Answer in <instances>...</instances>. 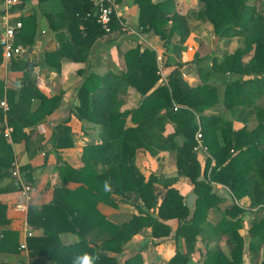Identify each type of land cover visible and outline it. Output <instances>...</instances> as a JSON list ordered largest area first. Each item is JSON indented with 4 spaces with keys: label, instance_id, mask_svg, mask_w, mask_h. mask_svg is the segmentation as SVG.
I'll return each mask as SVG.
<instances>
[{
    "label": "trees",
    "instance_id": "obj_1",
    "mask_svg": "<svg viewBox=\"0 0 264 264\" xmlns=\"http://www.w3.org/2000/svg\"><path fill=\"white\" fill-rule=\"evenodd\" d=\"M198 1L203 6L202 16L213 24L217 37L242 38L244 47L226 54L221 63L214 60L211 70L199 68L202 84L194 88L186 87L177 73L170 75L168 85H158L161 77L157 53L150 49L142 52L139 46L126 52L125 70L121 73L91 74L79 91L77 112L78 118L101 126V143L89 145L84 151L80 186L66 189L65 183L73 171L66 166L63 169L66 179L55 189L52 204L41 208L30 206L28 223L43 230L42 236L30 237L27 241L30 259L43 256L47 264H73L75 257L87 253L94 258V264H119L110 254L123 252L126 244L145 228L151 229L153 238L164 240L173 231L168 222L176 220V237H185L190 250L184 254L178 249L167 264H189L198 236L205 240L226 237L231 247L229 253L220 248L208 249L203 264H245L247 251L254 255V264H264V107L254 108L264 98V15L249 0ZM65 3L69 42L46 55L48 65L57 62L52 65L57 71L61 70L64 60L87 62L98 40L123 29L114 10L109 31L98 22L102 5L109 7L108 2L68 0ZM135 4L139 8L138 28L143 32L154 31L166 42L175 36L182 43L190 38L188 18L177 8L175 0H135ZM17 22L23 27L15 43L27 49L32 45L27 39L29 26L35 28V18H22ZM250 54V59L244 62ZM2 61L0 49V64ZM13 62V69L28 68L25 57ZM215 75L237 77L226 82L222 104L224 110L245 123L238 135L230 121L219 114L206 115L221 103L216 85L210 84ZM19 83L22 89L15 96L8 93V110L4 113L0 107V120L6 116L15 143L27 140L25 128L56 108L49 109L52 100L38 93L42 104L33 113L34 120L25 122L26 107L28 105L29 110L31 102L28 94L31 89L35 91V79L26 75ZM131 91L141 96V105L122 110ZM3 99L0 82V103ZM175 105L180 107L178 111L174 110ZM252 116L256 118V125L249 127L247 122ZM170 123L176 127L174 132L167 133ZM200 129L203 146L210 154L203 171L195 150ZM5 137L4 132L0 134V182L12 178L15 161L12 146ZM140 150L150 157H157L160 152H176L178 175L165 179L152 174L146 178L136 165ZM21 172L33 184L29 168L23 167ZM180 177L190 179L194 186L193 208L188 206L178 188ZM106 180L111 182L110 192L103 190ZM213 183L227 187L235 200L248 199V208L232 203L220 221L212 225L208 213L223 202L213 192ZM12 185L10 190H19L15 181ZM157 186L166 191L164 196H160ZM119 199L142 203L140 215L122 225L109 221L98 207L100 204L117 207ZM6 211V206L0 204V255L19 254L22 251L20 233L6 229L10 223ZM247 214L256 216L249 221L248 244L240 233L245 228ZM66 230L74 231L79 241L64 244L60 236ZM143 263L141 253L125 262Z\"/></svg>",
    "mask_w": 264,
    "mask_h": 264
},
{
    "label": "crops",
    "instance_id": "obj_2",
    "mask_svg": "<svg viewBox=\"0 0 264 264\" xmlns=\"http://www.w3.org/2000/svg\"><path fill=\"white\" fill-rule=\"evenodd\" d=\"M67 1L24 0L19 6L7 8L4 1L0 0V34L8 24H14L22 18H35V28L29 26L27 39L32 42V45L27 49L21 45L25 49V53L15 59L21 60L25 57L29 63L28 68L13 69V61L10 63L2 61L0 64V82L3 84L4 93V99L0 103V107L4 110L3 102H6L9 106L8 93L11 92L15 96L14 94L22 89L19 81L23 80L26 75L35 79V91L31 89L28 94V97H31V102L29 110L28 105L26 107L25 122L34 120L32 115L42 104L40 96L52 100V103L48 104L49 109L56 107L42 120L25 128L24 132L28 137L27 140L24 139L15 143L12 141L11 136L9 138L5 137L12 146L14 160L18 162L20 168H29L35 189L32 194V201L28 203L19 190H10V186H13L12 184L15 181L13 178H7L0 182V204L6 206V216L10 221L6 229L19 231L21 245L27 244L30 238L27 235V227L32 230L31 237L43 235L42 229H38L28 223L30 206L41 208L52 204L55 197V189L61 187L66 179L67 173L63 171L66 166L73 169L65 183L66 189L73 190L80 186L83 176L79 172L85 166L83 161L84 151L89 145L101 143V126L90 120L78 118L77 112L79 91L91 74L104 76L108 73H121L125 70L126 52L139 46L142 52L145 49L156 51L158 64L161 57L166 61L165 66L160 69L163 76H161L158 85H164L163 81L168 82L170 75L177 73L182 76V81L186 87L194 88L202 84L198 73L199 68L211 70L214 60L216 58L220 60L223 57L211 53L208 57L202 55V61L194 62L193 56L189 53L191 52L189 48L186 50V47L180 46L179 51V48H176L178 45L174 38L170 42H166L157 36L154 31L143 32L138 28L139 8L135 4V0H112L114 11L120 19L123 28L122 32L114 33L98 40L87 62L77 63L64 60L61 64V70L57 71L52 66L57 62L53 61L52 65H48L46 55L58 51L64 44L69 42L68 20L64 11L67 6L65 2ZM175 4L180 12L183 8L189 15V17L187 15V18L191 36L183 44L191 48L192 39L194 44L202 43L200 34L205 32V29L201 28L205 23L201 19L202 4L198 0H175ZM32 35L34 36L32 37ZM230 40L234 42L233 38L226 39L218 43V47L223 46ZM177 42L179 41L177 40ZM179 43L182 45V42ZM250 55L252 56V54ZM250 55L248 56L249 59ZM180 63H183V68H177ZM31 65H33V68H31ZM213 77L211 78L212 80L222 82L220 97L223 101L227 78L222 75ZM33 94L36 97L32 98ZM140 100L141 96L137 92L131 91L130 98L122 110H131L139 107L141 105ZM260 104L261 100L254 105V108L264 107ZM221 111L222 106L219 105L213 110H208L206 115H218ZM224 111L225 113L223 114L226 120L230 121L229 119L232 118L231 113ZM234 118V130H242L245 127V123L238 121L236 115ZM247 123L249 127H254L256 125L255 116H252ZM175 127L174 123L168 124L167 133L174 132ZM7 128V118L4 115L3 121L0 120V134L4 132L6 135ZM219 140L222 142L221 134H219ZM67 143H72L73 145L58 146V144ZM204 149L205 147L202 144L198 151V161L201 164L202 171L208 159H210V155ZM136 165L146 178H149L152 174L165 179L178 175L176 152H160L157 157H150L144 150H140L137 153ZM191 184L190 179L180 177L178 188L182 195L186 197V201L190 195H194L195 204L196 195L193 192L194 186L192 184V187ZM212 185L214 188L213 192L223 199L218 208H212L209 212V217L210 215L213 217L214 212V215L218 214L215 223L208 217L209 222L212 225H216L222 218L225 208L232 203L238 204L239 201L233 198L227 187L218 183H213ZM157 188L160 187L157 186ZM161 191L166 193L163 189ZM242 200L241 202H244V205L248 208V199ZM117 204V207H110L105 204H100L98 207L108 220L116 225L129 222L134 216L140 215L139 207L143 208L142 203H130L120 199ZM168 224L173 231L165 240H154L151 237V229L145 228L138 236L126 244L123 252L110 255L115 256L119 264H125L129 258L138 253H142L145 264H167L176 255L178 249L186 254L188 250L184 247V239L176 237L178 222L172 220ZM246 224L245 229L249 226V220H246ZM60 237L66 245L75 244L79 241V236L72 230H66ZM216 239L218 238L214 240ZM151 240L155 241L156 246H150ZM43 259V256L30 259L28 247L19 254L0 255V260L9 264H47ZM190 264L200 263L196 262L195 258L192 257Z\"/></svg>",
    "mask_w": 264,
    "mask_h": 264
},
{
    "label": "rangeland",
    "instance_id": "obj_3",
    "mask_svg": "<svg viewBox=\"0 0 264 264\" xmlns=\"http://www.w3.org/2000/svg\"><path fill=\"white\" fill-rule=\"evenodd\" d=\"M249 3L250 4H255V5H257V7H258V9L260 10V12L264 15V0H249ZM203 9H202V11H201V19L205 22L202 26H201V28H203V29H205L204 31V33H202V34H200V37H201V42L202 43H200V44H198V43H195L194 44V42H193V39L191 40V43L190 44H192L191 45V48L189 47V46H185L183 43H182V45H181V43H179V42H181L180 41V39L178 38V37H174V40H176V44L178 45L176 48H179V51H180V46H183V47H186V50H188V48H189V50L191 51V52H189L190 54H191V56H193V59H194V62H200V61H202V55H204L205 57H208V56H210V54L212 53L213 55H220V56H223L222 58H220V60H219V58H216V60H217V62L218 63H221L222 62V60H223V58H224V56L226 55V54H229V53H232V52H234L235 50H237L238 48H243L244 47V41H243V39L242 38H238V37H235V38H233L234 39V42H232V40H230V41H228V42H226L223 46H221V47H218V43H220L221 41H223V40H226V39H230V38H219V37H217V35H216V33H215V30H214V27H213V24L207 19V18H204L203 16H202V14H203ZM181 12L183 13V14H185L186 16L188 15L187 14V12L182 8V10H181ZM188 17H189V15H188ZM190 18H192V16H190ZM191 20H193V19H191ZM177 40L179 41V42H177ZM217 41V42H216ZM192 49H193V52H192ZM175 51H177V50H175ZM174 51V52H175ZM177 53V52H176ZM181 54V53H180ZM250 57H251V55H250ZM160 58V57H159ZM249 60V57H246L245 59H244V62H247ZM166 61L164 60V58H162L161 57V59H160V63L158 64V73H159V76L161 77V76H163L162 74V72H161V70H160V66L162 65V66H165V63ZM182 66H184L183 65V63H180V64H178V67L177 68H183ZM212 68H213V66H212ZM223 76V75H222ZM182 77V76H181ZM225 78H227L226 79V81H225V84H226V82H230V81H234V79H236L237 77H232V76H230V75H228V76H224ZM212 78H214V77H212ZM169 81V80H168ZM162 83H164V85H168V82H165V81H163ZM222 82L221 81H217L216 82V80H210V84H214V85H216V87H217V89H218V92H219V94H220V88H221V86H222V84H221ZM220 100H221V97H220ZM222 100H221V103L219 104V105H221L222 106V111L219 113V115L220 116H222L223 118H225V115L223 114V113H225V111H224V108H223V104H222ZM218 105V106H219ZM260 105H263L264 106V99L263 100H261V104ZM228 112H230V111H228ZM231 113V112H230ZM231 115V119H229L230 120V123H231V125H232V128L234 129V127H233V125H234V121H235V118H234V116H235V114H230ZM234 115V116H233ZM226 119V118H225ZM243 129H244V127H243ZM242 129V130H243ZM242 130H234L236 133H235V135H238V132H240V131H242ZM236 138V137H235ZM205 147V146H204ZM199 149H200V144L198 143V146L196 147V153H197V158H198V151H199ZM204 150H206V152L208 153V151H207V149H206V147H205V149ZM208 155H210L209 153H208ZM191 186H192V184H191ZM193 187V186H192ZM161 187L160 188H158V193L160 194V196L162 197V196H164L165 195V193L164 192H162L161 191ZM186 198V197H185ZM186 201V200H185ZM239 201V203H238V205L239 206H241V207H243L244 209H246V206L244 205V202H241V201H243V200H238ZM186 203H187V201H186ZM221 205V204H220ZM219 205V206H220ZM214 208H218V207H214ZM227 208V207H226ZM226 208H225V210H226ZM210 212V211H209ZM224 213V212H223ZM214 214H215V212H214ZM213 214V217L210 215V217H209V213H208V217L212 220V222H216L217 221V218H218V214H216V215H214ZM222 214V213H221ZM254 217H256V216H253V215H250V214H247L246 215V217H245V221L247 220H249V221H251L252 219H254ZM220 218V217H219ZM209 221V220H208ZM170 222V221H169ZM246 224V223H245ZM247 225V224H246ZM245 225V226H246ZM249 228V226H247L246 227V229L244 228V229H242L241 231H240V233L242 234V235H244L245 237H246V242H247V244H248V242H249V238H248V231H247V229ZM142 232V231H141ZM140 232V233H141ZM139 233V234H140ZM138 234V235H139ZM138 235H136V236H138ZM135 236V237H136ZM134 237V238H135ZM152 237V236H151ZM153 238V237H152ZM183 239H184V241H183V244H184V247H186L185 249L186 250H190V248L188 247V245H187V242H186V239H185V237H182ZM154 240H157V241H160L159 239H155L154 238ZM165 240V239H164ZM150 246H156V243H155V241H153V240H151V244H150ZM217 248H220L221 250H223L225 253H229V251H230V244L227 242V239H226V237H219L218 239H216V240H205L204 238H202V237H200V236H198V238H197V243H196V245H194V248H193V251H192V257H194L195 258V261L196 262H199L200 264H203V259L205 258V256H206V253H207V251H208V249H217ZM182 250L184 251V249L182 248ZM188 252V251H187ZM142 254V253H141ZM143 258V257H142ZM255 257H254V255L251 253V252H249V251H247L246 252V255H245V257H244V261H245V264H254V262H255ZM192 260V259H191ZM143 262H144V260H143ZM191 262V261H190ZM143 264H145V262L143 263ZM150 264V263H149ZM190 264V263H189Z\"/></svg>",
    "mask_w": 264,
    "mask_h": 264
},
{
    "label": "built area",
    "instance_id": "obj_4",
    "mask_svg": "<svg viewBox=\"0 0 264 264\" xmlns=\"http://www.w3.org/2000/svg\"><path fill=\"white\" fill-rule=\"evenodd\" d=\"M4 4L7 8H12L21 5L24 0H3ZM108 2L110 3L109 7H103L101 8V14L99 16L98 22L101 23L104 28L109 31V25L112 22V12L114 10L113 2L112 0H97V3H103ZM23 25L21 22H16L14 24H8L5 29L0 34V49H1V55L4 63H10L14 59H16L19 56L24 55L25 49L21 45H17L15 43L16 35L17 33L22 29ZM141 30V29H140ZM163 66H160V69H162ZM3 108L5 111L8 110V105L6 102L2 103ZM180 107L178 105H175L174 110L178 111ZM13 129L8 127L6 132V137H10L12 134ZM197 140L200 145H202V139L203 134L201 129L198 131ZM12 178L17 182V185L19 186V191L22 193V195L26 198L27 202L29 203L32 201V194L34 193L35 189L33 187V184L30 183L26 177L21 172V168L17 161H14L12 166ZM27 235L32 236V230L27 227ZM22 250L27 249V244L21 245Z\"/></svg>",
    "mask_w": 264,
    "mask_h": 264
},
{
    "label": "clouds",
    "instance_id": "obj_5",
    "mask_svg": "<svg viewBox=\"0 0 264 264\" xmlns=\"http://www.w3.org/2000/svg\"><path fill=\"white\" fill-rule=\"evenodd\" d=\"M103 190L105 192H110L112 190L110 181L106 180L103 183ZM73 264H94V258L91 255L85 253L82 256L75 257Z\"/></svg>",
    "mask_w": 264,
    "mask_h": 264
},
{
    "label": "water",
    "instance_id": "obj_6",
    "mask_svg": "<svg viewBox=\"0 0 264 264\" xmlns=\"http://www.w3.org/2000/svg\"><path fill=\"white\" fill-rule=\"evenodd\" d=\"M31 68H33V65H31ZM194 199H195V196L194 195H190L188 200H187V204L190 208L193 207V204H194Z\"/></svg>",
    "mask_w": 264,
    "mask_h": 264
}]
</instances>
